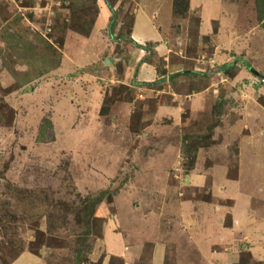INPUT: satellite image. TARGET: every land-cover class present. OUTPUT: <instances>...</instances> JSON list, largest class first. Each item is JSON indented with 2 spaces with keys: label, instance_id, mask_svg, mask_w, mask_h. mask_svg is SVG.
<instances>
[{
  "label": "rangeland",
  "instance_id": "obj_1",
  "mask_svg": "<svg viewBox=\"0 0 264 264\" xmlns=\"http://www.w3.org/2000/svg\"><path fill=\"white\" fill-rule=\"evenodd\" d=\"M97 1L0 0V264L24 254L42 264H121L96 244L100 219L111 221L113 235H128L117 220L116 203L131 206L133 219L157 215L149 189L176 192L173 174L189 171L191 159L198 170L212 165L227 171L228 181H237L239 171L241 190L248 195L263 182L264 82L254 73L264 78V0H229L240 5L225 8L230 27L218 29L212 22L205 34L199 32L201 17L186 8L188 0H170L163 31L169 44L155 51L146 44L148 50L139 53L152 74L170 77L144 86L131 82L135 67L123 77L120 61L109 68L103 60L123 48L132 55L127 49L132 10L151 3L156 8L164 0H101L115 14L114 36L105 34L104 45L88 37ZM120 35L127 38L115 41ZM76 46L80 58L76 53L62 67L64 51ZM158 106L172 108L175 115L150 127ZM145 127L152 129L142 138ZM159 144L172 150L151 157L150 149ZM170 162L174 167L160 179L164 173L158 168ZM145 166L155 167V174ZM218 183L223 186L221 178ZM208 193V187L200 190L201 207H191L202 210L195 234L172 223L177 206L169 223H156V238L164 234L167 248L162 264H264V216L263 224L259 214L244 224L239 217L235 221L231 208L206 229L204 204L220 212L230 203L218 191L217 200ZM98 194L88 218L90 200ZM229 223L232 230L222 229ZM135 228H143L142 220ZM201 228L209 237H202ZM154 243L144 244L135 264H148Z\"/></svg>",
  "mask_w": 264,
  "mask_h": 264
},
{
  "label": "crops",
  "instance_id": "obj_2",
  "mask_svg": "<svg viewBox=\"0 0 264 264\" xmlns=\"http://www.w3.org/2000/svg\"><path fill=\"white\" fill-rule=\"evenodd\" d=\"M153 1H159V0H153ZM168 2L170 3V0H167V1L164 0V2L162 1V3L158 5L156 8H153V7L157 4L151 3L149 5H146L147 8H139L137 13L135 9L132 10L136 16H134L135 18L133 20V24L131 26V30H130L128 38L127 37L123 38L120 35L117 38L115 37V41L120 42V40H124L127 38V42L129 43L131 47H134V44L138 46H144L146 44H151V46H153L152 49L154 51L155 49H158L157 48L158 46L164 47L162 49L164 50L165 45L169 44L168 39H164V34H163L165 25L166 23L168 25L167 21L169 20L170 15H171V11H169V8H168L169 7ZM187 8H189V10H192V9L195 10V13H197L201 17L202 20L201 19L200 20L202 21V23L199 26V32L201 34H205L209 31L212 22L218 26L217 27L218 29L219 28L227 29L228 27H230L229 26L230 18L225 15L226 14L225 11L229 8H240V5L237 4V2H231L229 0H188ZM110 18H111L110 10L103 4L101 0L97 1L95 17L93 18V21H92L93 23L91 25V29L88 34V37L94 38L93 42H97V41L102 42L104 45L105 34L108 36L107 26H108V20ZM157 21H159V24H156ZM116 28L118 29V25H116ZM104 30H106V32ZM97 32H100L101 34L99 38L96 34ZM83 38L85 42L88 40L87 37H83ZM112 44H115V43H112ZM131 47H127V49L131 51L132 55L126 54V51L123 50L124 48L122 50H118L119 52L123 51V53L116 54V55L114 54L112 55V58H109L108 55H106L105 59L103 60L104 66L113 68V64H116L118 61H120L123 67V71L121 73L123 74V77H124V73H128V70H130L131 67L132 68L135 67L134 69L136 70V72L133 73V69H132V74L130 78H131V82L132 80L135 81L136 84L134 85L136 86H144V84H151L155 81V79L156 80L160 79L161 81H165L169 79L170 76H166V75L158 76L155 73L152 74L151 70L147 68L148 65L142 60L139 61L141 57V56L139 57V53H142L140 49H136V47L134 48H131ZM110 49L111 48L105 46V51L111 52ZM76 53H77L76 59L78 57L80 58V50L77 49V46L71 49V51H68V52L64 51V57L62 58L61 66L62 67L68 66L69 62H71V60L74 59V55ZM82 56L83 57L85 56L84 52L82 53ZM65 58L68 60V62H65ZM174 75L178 76L175 73ZM115 82L118 83L117 80ZM174 115L175 113L173 112L172 108L158 106L153 113V123L150 124V127L158 120L162 121V119H165V118H169V120H171L170 116H174ZM169 124H173V123H169ZM151 129L152 128L145 127L144 132L141 134L143 135L142 138H145L147 136L148 131ZM150 150L152 151L151 157L154 156V154L155 155H158V154L168 155L167 152L171 151L172 147L169 145L164 146V145L159 144L158 146H156V148H153V150L151 148ZM261 153H264V151L262 150ZM172 155L173 154L169 156H172ZM172 163L173 162H170L167 166H165L167 168H164V167L158 168L160 173L162 172L164 173L163 176H159L160 179L164 180V178H166L165 173L169 169H172L174 167ZM138 165L139 164H135L134 169H136ZM259 166H261L259 172L261 171L262 173L263 182L261 184V187L259 186L257 190H255V192L248 195L246 191L241 190L240 182H239V175H238L239 171L237 172V176H236L237 181L235 179H233V181H228L226 180L227 171H224L220 168H214L215 166H212V165L210 167L208 166V168L204 170L203 169L198 170L197 168L199 167L197 163H194L193 167H191V169H189V171H187L185 174L181 175L180 172H177L178 173L177 175L175 173L173 174L174 176L172 179L173 180L177 179V184H178V189L176 192L175 191L170 192L169 188H164L163 186L161 187L154 186L153 187L154 189H151V188L149 189L150 192H153L152 194L153 197H152V202H151L152 208L154 205L159 206V209L156 208V210H158L157 215L152 214L153 216H150V214L147 213L143 217L139 216L133 219V215H136V214H134L135 211L131 209V206L128 207V205H125L123 203L121 205L116 203L115 210L118 211L117 216L119 215L117 220L118 221L121 220V222H123L126 229H129L130 232L127 231L128 235L122 234L121 237L119 235H113L111 231L109 230L111 226L110 224L111 221L107 220L106 218L103 220V225L100 229V234H99L100 238L99 240H97L96 244L105 254H107V256H112V257L121 259L122 260L120 261L121 264H135V262L138 260L140 256V252L144 244L149 243V242L152 244L154 241H156V243H154L155 245L153 244L149 251L150 255H149L148 264H162L163 262L162 254L166 251L167 248H165V246L163 245V239H164L163 235L164 234L161 233L162 239L156 238V235H157L156 227L158 226V224L156 225V223L158 221L161 222V220L169 223L170 213L171 211L174 210V206H177L178 208L177 216L175 220L173 219L171 220L172 223L180 222V224L183 225V232L189 230L190 231L189 233H192V235L195 234V231H197V226L195 225L196 224L195 221L196 219L200 218V217L197 218V215H198V212L200 211L201 213L202 210L200 208L194 209L191 207L194 204H199L198 202H200V199H199L198 193H200V190H203L204 187L206 188L208 187L209 189L208 194L212 200H214L213 197H215L217 200V196H215L216 195L215 193L218 191L219 193H221L220 196L218 195L219 193H217L219 197L226 196L225 198H227V201L230 202L227 208L225 209V211H220V212H214L209 209L211 208L210 206L212 203L204 204V207H202V209L205 212L204 216L206 219L203 221L206 222V225H205L206 229H211V226L215 225L216 216H217L216 222H220V220L222 219V216L224 214L225 215L227 214L225 213L226 211L231 212L230 210L231 208H232V213L237 214L235 216V221L239 217L241 218L240 219L241 222L245 224L246 222L252 221L251 217H254V215L259 214L258 219L260 221L258 222L263 224L264 162L261 163V165ZM145 168L147 169L146 171L147 173L155 174L156 172L155 167L147 168L145 166L144 169ZM143 172L145 171H142V173ZM150 177L155 180L156 175L155 176L151 175ZM220 178H221V182L223 183L222 187H220L219 185L221 184L218 183V179ZM227 187H230V189ZM225 188L228 191H226ZM199 206L201 207L200 204ZM214 206L212 208H214ZM135 208L137 212L139 207H137V205H134V210ZM233 218H234V215H233ZM139 219L142 220L143 222V228L142 229L139 228V230L137 231L135 228V221L136 220L139 221ZM231 223H229L227 227L221 226L222 229H227L229 227V229L232 230L231 229L232 227H230ZM233 226H235V223ZM241 226H242L241 229L243 230L245 227L243 225ZM151 228H155V230H151ZM205 228H201V231L204 229L203 230L204 233L201 234L202 237L204 238L209 237L207 232H205ZM238 230H240V227L238 228ZM249 232L250 231H248L247 233ZM176 233L178 234V237L184 236L183 234L180 235V232H176ZM101 236L107 237V238H104L103 241H101ZM129 236L132 237V239L129 240ZM10 263L11 264H42V262L39 261L37 257H34L32 255H27V254L20 255L16 260L11 261Z\"/></svg>",
  "mask_w": 264,
  "mask_h": 264
},
{
  "label": "trees",
  "instance_id": "obj_3",
  "mask_svg": "<svg viewBox=\"0 0 264 264\" xmlns=\"http://www.w3.org/2000/svg\"><path fill=\"white\" fill-rule=\"evenodd\" d=\"M263 7H264V2L261 4ZM107 6V5H106ZM107 8L110 10V12H111V18H110V22H109V24H108V26H107V33H108V36L109 37H111L112 36V34H113V20H114V16H115V14L112 12L113 10H111V7L110 6H107ZM186 8H187V5H186ZM263 15H264V11H263ZM136 48H138V49H140V50H143V51H147L148 49H146L144 46H137ZM245 66V65H244ZM229 67V66H228ZM246 69L248 70V71H250V68L249 67H246ZM220 70L221 71H223V72H225L226 71V66H221L220 67ZM181 74L182 75H184L185 73L184 72H181ZM178 75V74H177ZM174 76H176V75H174ZM100 112H101V114H104V112L105 111H103V109L101 108L100 109ZM181 152H182V154H184V146L183 147H181ZM191 158H193V157H191ZM192 164H193V161H192V159H191V161H189V165L187 166V168L188 167H192ZM101 196H102V194H98L97 196H95L94 198H92V200H90V207H89V209H88V211H87V214H86V216L89 218V216H92L93 215V212H94V208H95V204L99 201V199L101 198ZM91 214V215H90ZM99 224H100V226L102 227V225H103V220H101L100 219V221H99ZM101 227H100V229H101ZM13 260V259H12ZM11 260V261H12Z\"/></svg>",
  "mask_w": 264,
  "mask_h": 264
},
{
  "label": "water",
  "instance_id": "obj_4",
  "mask_svg": "<svg viewBox=\"0 0 264 264\" xmlns=\"http://www.w3.org/2000/svg\"><path fill=\"white\" fill-rule=\"evenodd\" d=\"M254 75L259 81L264 82V78L263 77H261L260 75L255 74V73H254Z\"/></svg>",
  "mask_w": 264,
  "mask_h": 264
}]
</instances>
